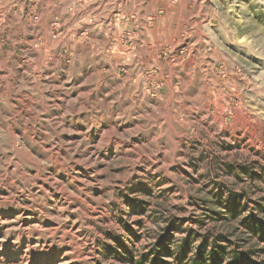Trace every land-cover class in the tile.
I'll return each instance as SVG.
<instances>
[{"label": "rangeland", "instance_id": "rangeland-1", "mask_svg": "<svg viewBox=\"0 0 264 264\" xmlns=\"http://www.w3.org/2000/svg\"><path fill=\"white\" fill-rule=\"evenodd\" d=\"M0 7V264H264V0Z\"/></svg>", "mask_w": 264, "mask_h": 264}, {"label": "bare ground", "instance_id": "bare-ground-1", "mask_svg": "<svg viewBox=\"0 0 264 264\" xmlns=\"http://www.w3.org/2000/svg\"><path fill=\"white\" fill-rule=\"evenodd\" d=\"M1 9H2V7H0ZM6 11V10H5ZM9 12V11H8ZM49 16V15H48ZM14 17V16H13ZM20 18V17H19ZM16 20H18L17 18H16ZM20 20V19H19ZM48 20V19H47ZM195 21V20H194ZM18 22V21H17ZM184 25V24H183ZM186 25V24H185ZM12 26V25H11ZM197 26V25H196ZM199 26V25H198ZM182 27V26H181ZM185 27V26H184ZM183 27V28H184ZM186 28V27H185ZM5 28H3V30H4ZM180 28H178V30H179ZM180 31H184V30H180ZM51 32H52V30H51ZM177 32L178 31H176V35H177V37H173V38H180L181 37V35L180 34H182V32H179L178 34H177ZM14 33V32H13ZM16 34V33H15ZM183 35V34H182ZM13 37V36H12ZM53 38H52V46H49V49L47 50V53H45V54H47V56L48 55H52L54 58H55V60L56 61H59L60 60V58H61V56H59L58 54L56 55L54 52H53V50L54 51H56L55 49H56V46L58 45V44H60V42L62 43V40L60 39V38H57V37H55L54 35L52 36ZM17 39V38H16ZM13 40V39H12ZM55 40V41H54ZM68 42L67 43H69L72 39H71V37H69V38H67L66 39ZM66 40H64V41H66ZM179 40H181V39H179ZM178 40V41H179ZM14 41V40H13ZM171 41V40H170ZM174 41V40H173ZM12 42V41H11ZM183 43H185L184 41H183ZM71 44V43H70ZM188 44V43H187ZM2 45V44H1ZM181 45H183L182 43H181ZM185 45V44H184ZM15 47V46H14ZM48 47V46H47ZM61 48V47H60ZM152 48V47H151ZM150 48V49H151ZM177 48V47H176ZM13 49V48H12ZM148 49V48H147ZM153 50V49H152ZM151 50V51H152ZM46 52V51H45ZM13 54V53H12ZM100 54V53H99ZM154 54V53H153ZM155 56V55H154ZM159 57V56H158ZM5 57H4V55L3 54H1L0 53V82H2V81H4V80H7L8 79V75L10 76V77H12L11 75H13V73H14V71H13V68L12 67H10L9 66V63H8V61L6 60V59H4ZM160 59V58H159ZM154 60V59H153ZM152 60V61H153ZM158 60V59H157ZM180 60V59H179ZM147 61H148V59H147ZM155 62V61H154ZM173 71V70H172ZM52 72L50 71V70H47V68H44L43 69V71H41L40 72V70H38V72H37V75H38V78L39 79H41V78H43V79H45L46 81L48 80V78H49V74H51ZM53 81H54V79H53ZM48 82V81H47ZM78 83V82H77ZM49 85V84H48ZM73 85H74V83H73ZM10 86H12L11 84H10ZM3 87V86H2ZM12 88V87H11ZM5 90V89H4ZM0 95H2V96H4L5 95V93L3 92V91H1L0 92ZM10 95V94H9ZM107 96V95H106ZM12 96L10 95L9 97H8V99H0V110L3 112V115H4V119H6L8 116H10V117H13L14 115H16L17 113H18V109H19V106H20V104L23 102V99H10ZM76 100V99H75ZM4 102L6 103V105H4ZM79 103V102H78ZM110 103V102H109ZM80 104V103H79ZM58 105V104H57ZM67 105V104H66ZM44 108H46V105L43 103L42 104V109H43V112H44V114H47V112L48 111H46ZM45 111H46V113H45ZM1 119H2V117H1ZM6 124H9L8 122H5ZM111 123L113 124L114 122H112L111 121ZM113 126V125H112ZM115 129V128H114ZM113 132V134L110 136L111 137V142L113 141V142H115V141H117V136L116 135H114V131H112ZM16 134H18L19 136H21L22 138H24L25 139V141L27 140L26 138H25V136H24V134L22 133V131H21V129H19L18 127H14V128H12V131H10V136L12 137V139H13V143H14V146H15V148H17V141H16V137H15V135ZM84 134V133H83ZM110 135V134H109ZM85 137H86V135H85ZM77 139V138H76ZM110 139V138H109ZM73 141V140H72ZM117 144V143H116ZM1 152V151H0ZM3 152V151H2ZM5 153V152H4ZM1 154L0 153V156H5V154ZM2 159V158H1ZM28 160V159H27ZM24 198V197H23Z\"/></svg>", "mask_w": 264, "mask_h": 264}, {"label": "trees", "instance_id": "trees-1", "mask_svg": "<svg viewBox=\"0 0 264 264\" xmlns=\"http://www.w3.org/2000/svg\"><path fill=\"white\" fill-rule=\"evenodd\" d=\"M242 256H244V255H242ZM242 256H241V257H242ZM241 257L236 256V257L233 259L232 262H234V263H232V264H241V262H240V260H242Z\"/></svg>", "mask_w": 264, "mask_h": 264}]
</instances>
